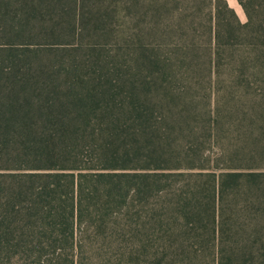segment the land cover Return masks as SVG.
<instances>
[{
	"label": "trees",
	"instance_id": "obj_1",
	"mask_svg": "<svg viewBox=\"0 0 264 264\" xmlns=\"http://www.w3.org/2000/svg\"><path fill=\"white\" fill-rule=\"evenodd\" d=\"M238 2L244 22L226 0H0V264H103L106 248L132 254L126 233L147 264H264V0ZM120 16L132 80L98 60L32 61V42L64 38L63 25L96 32ZM225 53L260 94L217 103L194 129L196 70ZM212 137L222 162L205 154ZM131 208L132 222L110 224Z\"/></svg>",
	"mask_w": 264,
	"mask_h": 264
},
{
	"label": "rangeland",
	"instance_id": "obj_2",
	"mask_svg": "<svg viewBox=\"0 0 264 264\" xmlns=\"http://www.w3.org/2000/svg\"><path fill=\"white\" fill-rule=\"evenodd\" d=\"M237 15L239 16L241 21H246V15L244 11H242V9L239 13H237ZM54 17L55 19L53 22H57V19L60 18L58 15H55ZM49 21V19L48 21H44L41 19L37 20L35 21V26H40L44 28V25L48 27L51 25ZM52 26H55L54 23H52ZM63 26L66 27L64 30L66 34L62 35L64 38H58L56 40L39 39L32 42L33 45L37 47L35 49L41 50H36L39 51L40 54L38 55V57L34 56V58H36V60H32L34 63H38L37 59H49L56 65H60L61 63H63V61L76 58L84 59L88 64H91V61L98 60V62L101 63L99 64V67L96 66L98 70L106 73L108 67L109 73L115 70L125 75H128L129 79L132 80V54L128 55V53H126L128 49V51L132 52V18H123V16H120L117 21H105L100 25V28L96 32H94L89 27L85 30H82V32L78 31L72 34L68 30V28L72 29L73 27H70L66 24ZM60 27H62V24H57V26H55V28L57 29H59ZM115 30H118L117 32H119L118 36L113 35ZM126 45L130 46V48L126 47ZM44 48L47 49L44 50ZM95 48H97V50ZM195 50L200 54L201 60L209 56V51L203 52L202 47L196 48ZM253 55L254 54H251V57ZM251 61H256V59H253ZM256 63L258 66H261L262 64V62ZM228 69H234L238 74L244 72V86L249 83V87L247 88V90H245L244 88H236L234 86V84L228 78ZM244 69V66H240L238 62H235L233 60V57L229 53L223 54V57H221L220 60L219 69H213V72H211L210 74L207 65H199L198 69L196 70V73L200 74L201 76H196L192 84L194 93L196 94L193 96H195L196 99L199 101L197 111L201 112L200 116H198L197 119L193 122V126H196L194 129L203 126L205 124L206 119L208 118V115L204 118V114H201L202 112L210 110L213 115L217 114V103L223 104L227 101V99L236 98L238 96L246 99L247 95H250V93L254 91H257V93L260 94V85L256 88L258 80H256V78H254L253 75L249 73L245 74ZM256 70L258 71L259 68ZM83 71L92 74L91 71H94V66L87 65L86 68L83 69ZM246 75L248 76L249 82H246L245 80ZM257 75H260L259 72L257 73ZM222 114L225 118H228L230 112L227 110V108H223ZM232 117L234 119H241V122H243L242 120L244 119L241 113H239V115L237 113L236 116L232 114ZM225 128L226 129L225 131H223V135H225L224 138H228L231 136V133L232 131H234V129L231 126H225ZM257 133L258 131L255 132V135ZM187 134V131L183 134H177L176 138L178 139V141L188 143V137L190 135ZM208 134L209 132L207 133L206 130L205 136L207 138ZM201 139L203 140L204 137H202ZM214 143L215 140L212 137V146H209V142H207L206 146L211 148L206 149L205 154L209 156L212 163H215L216 161L222 162V158L219 157V152L215 147ZM133 218L135 217L132 214L131 208V210L126 215L113 216L110 224H120L126 221L132 222ZM115 221H117V223ZM117 237L119 238V241H121L123 244L125 243L126 245H128V248L132 246V254L125 255V258L123 257V259L120 254V252L124 248L123 246H118L116 248H106L105 250L100 251L98 257L95 258L97 263L102 261L103 264H116L123 259L121 261V264H147V258L152 257V255L147 256L144 255L142 252L138 251L137 246H135L132 242V235L126 233L125 235L119 234L117 235ZM115 241L117 242V240ZM86 262L91 264L92 259L87 258ZM207 264H213L211 256L208 258Z\"/></svg>",
	"mask_w": 264,
	"mask_h": 264
},
{
	"label": "crops",
	"instance_id": "obj_3",
	"mask_svg": "<svg viewBox=\"0 0 264 264\" xmlns=\"http://www.w3.org/2000/svg\"><path fill=\"white\" fill-rule=\"evenodd\" d=\"M226 1L228 2L229 6L236 11V13H239L241 11L242 7L240 6L238 0H226Z\"/></svg>",
	"mask_w": 264,
	"mask_h": 264
}]
</instances>
